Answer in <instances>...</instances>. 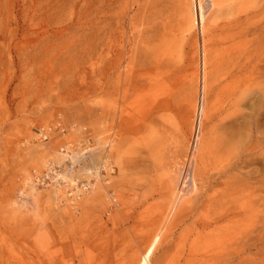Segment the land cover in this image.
I'll return each mask as SVG.
<instances>
[{"label": "rangeland", "instance_id": "374dc122", "mask_svg": "<svg viewBox=\"0 0 264 264\" xmlns=\"http://www.w3.org/2000/svg\"><path fill=\"white\" fill-rule=\"evenodd\" d=\"M0 264H264V0H0Z\"/></svg>", "mask_w": 264, "mask_h": 264}, {"label": "built area", "instance_id": "2783aa9c", "mask_svg": "<svg viewBox=\"0 0 264 264\" xmlns=\"http://www.w3.org/2000/svg\"><path fill=\"white\" fill-rule=\"evenodd\" d=\"M60 130L62 135L65 134V129L59 124L56 128ZM53 133V129H41L39 136L42 140L48 141ZM61 151L64 154L63 165H59L55 162H51L43 170H34L31 175V182L35 187H56L63 188L66 193L73 198H78L84 191H88L93 187V178L79 180L71 178L70 173L82 165L85 160L86 153H83L80 157H73L71 151L68 149L67 144L62 145ZM104 172V171H103ZM90 176V175H89Z\"/></svg>", "mask_w": 264, "mask_h": 264}, {"label": "bare ground", "instance_id": "6f19581e", "mask_svg": "<svg viewBox=\"0 0 264 264\" xmlns=\"http://www.w3.org/2000/svg\"><path fill=\"white\" fill-rule=\"evenodd\" d=\"M99 165H100V167L99 168L96 167V169L91 173V176L94 178V180H97L98 176L101 175L103 173V171L108 172V170L105 168L108 165L107 161H104V162L100 163ZM109 171H110V169H109ZM260 240H262V238ZM256 243H258V242L252 243L251 245L257 246L258 244H256Z\"/></svg>", "mask_w": 264, "mask_h": 264}]
</instances>
